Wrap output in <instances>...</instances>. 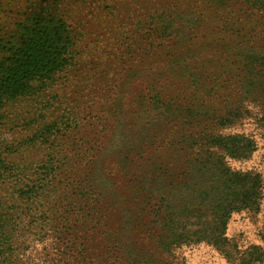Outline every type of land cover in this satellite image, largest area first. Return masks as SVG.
<instances>
[{
	"label": "rangeland",
	"instance_id": "1",
	"mask_svg": "<svg viewBox=\"0 0 264 264\" xmlns=\"http://www.w3.org/2000/svg\"><path fill=\"white\" fill-rule=\"evenodd\" d=\"M240 9L254 20L241 37L252 29L264 57V0H0V40L45 12L77 50L62 80L1 113L0 264H264V88L251 117L210 123L225 107L211 75L236 66L222 22ZM248 141V159L224 149ZM82 198L102 228L57 233Z\"/></svg>",
	"mask_w": 264,
	"mask_h": 264
},
{
	"label": "trees",
	"instance_id": "2",
	"mask_svg": "<svg viewBox=\"0 0 264 264\" xmlns=\"http://www.w3.org/2000/svg\"><path fill=\"white\" fill-rule=\"evenodd\" d=\"M253 9L247 7V11ZM225 18L226 20L222 22L221 32L225 28V31H229L231 35H226V40L221 42V47H223L222 50L228 53H225L224 60L233 57L236 66L231 64L230 66H224L223 72L220 71L211 75V87L214 89L211 96L219 101L222 99V104L225 107L221 116L215 117L216 119L213 118L210 123L213 127L222 125L229 129L241 123L243 119L251 117L250 114L252 107L256 104L255 99L257 100L258 91L264 88V75L261 74V66L264 67V57L259 54L261 49L256 48L254 45L255 42L252 37L254 31L252 32V29L246 39L241 37V33L246 26L253 25V14H245L244 11L242 13L240 9L230 11ZM23 23L20 30L7 41L5 39L0 40V118L3 109L7 105L33 93L34 83L39 82L44 86L62 80L63 75L67 72L66 70L73 66L77 56L76 36H74L73 30L66 20L43 12L28 17ZM212 59L210 63L213 66L219 60H222L217 57ZM235 67H238L236 75L232 72ZM263 70L264 68L262 72ZM202 78L201 76L200 79L195 80V83L198 81L201 83ZM223 95L227 96L226 100L222 98ZM218 118L222 119L218 120ZM183 125L185 124L183 123ZM229 138L226 140L231 141ZM205 141L208 142V140ZM252 144L253 142L248 141V144L242 148L225 144L224 149L227 154L238 159H248L255 152L253 148H250ZM237 177H234L235 180L239 179ZM257 189L258 187H256V195H261V191H257ZM250 201V197H245L238 204V207L249 208ZM80 202L82 203L79 206L70 210L67 209V211L64 210L62 214L64 216L58 219L57 226H53V228H56L57 233H60L59 228L64 229L68 225L72 229L77 225L79 219L86 222L85 227H88V232L93 233L98 227L102 228L104 217L99 214L95 202H88L83 198ZM238 207L235 206L234 209L238 210ZM96 209L97 212L94 213L93 211ZM72 215L76 218L72 219ZM139 223L137 220L131 222L132 231L138 227ZM101 240V243L108 244L109 249L107 251L113 249L112 246L116 242V239L111 236H102ZM68 251L74 254L80 252L82 256V254L88 255L89 250L79 251L75 246H72ZM83 259L85 260L84 257ZM130 264H143V259L137 255L132 258Z\"/></svg>",
	"mask_w": 264,
	"mask_h": 264
}]
</instances>
